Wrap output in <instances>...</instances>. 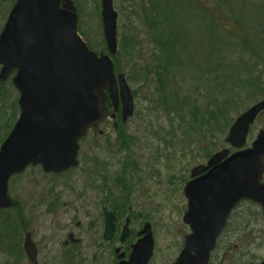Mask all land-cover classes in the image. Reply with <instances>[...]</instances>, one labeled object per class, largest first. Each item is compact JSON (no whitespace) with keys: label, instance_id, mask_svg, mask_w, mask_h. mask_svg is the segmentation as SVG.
<instances>
[{"label":"rangeland","instance_id":"obj_1","mask_svg":"<svg viewBox=\"0 0 264 264\" xmlns=\"http://www.w3.org/2000/svg\"><path fill=\"white\" fill-rule=\"evenodd\" d=\"M73 1L79 15L80 34L97 51H106L101 0ZM139 1L114 0L119 14V49L122 34L132 22V28L138 31L142 39V54L148 55L151 48L147 41L148 34L140 27V19L132 13ZM14 3L15 0H0V32ZM233 3V12H241L248 40L253 41L264 55V0H233ZM234 26L232 20L226 24L228 29ZM226 39L225 34L220 36L219 56L244 62V76L252 77L259 73L264 82V57L252 55L236 40L235 45L226 46ZM120 57H123V53ZM255 59L261 62L259 69L251 65ZM121 66L127 69L129 63L121 58ZM125 71L120 72L126 74ZM201 71L205 73L204 83L198 79L192 81L191 78H187L184 83L187 90L197 93L195 97L201 106L209 102L210 97L214 98L215 93H219V97L231 94L227 88L215 90L211 82L215 80L212 74L216 70ZM130 72L132 79H128V82L135 93V112L121 128L125 142L120 136V126L114 127L113 121L108 119L100 127L102 133L101 130H92L81 142L80 164L77 167L62 174H54L46 173L41 166H31L11 180L9 193L16 200L17 207L5 213L16 220L14 226L8 229L15 232L18 227L16 239L22 235L23 240L25 232L18 220L21 218L26 222L34 241L43 251L41 264H64L63 253L70 247H75L70 251L72 256H69L74 263L68 261L65 264H89L92 261L96 264H111L116 257L115 248L121 246L122 251L127 252L129 245L136 240L135 233L148 221L152 224L155 238L151 264H171L184 246L185 236L190 232V227L183 221L188 208L183 193L186 180L190 178L194 166L207 162L206 153L229 147L225 140L227 135L223 137L204 130L209 134L201 138L199 127L186 123V127L190 128L185 129L175 110L167 107L162 95L156 90L153 74L145 81L138 78L134 70ZM18 97L11 80L0 84V143L18 118ZM215 100L210 101V104H214ZM186 119H189L187 113ZM261 128H264V116L259 117L251 127L248 145ZM132 163H135L134 171ZM124 167L128 170L125 177H128L132 188L126 196L129 199L127 208L119 216L120 233L126 217L130 216L133 235L124 242L115 237L111 240L112 245H106L110 241L103 239L102 208L108 204L105 199L107 191L102 189V179L105 176L109 179L122 176ZM115 194L118 195V191ZM243 209L245 213L246 207L243 206ZM231 232L222 236L211 258L213 264H229L234 252L248 249L246 243L255 237L253 252L264 257V223L254 222L244 232L243 229L237 234ZM5 243L3 238L0 243V264H5L6 259L13 264H31L26 255L21 258L20 249L16 250L19 255L7 256Z\"/></svg>","mask_w":264,"mask_h":264},{"label":"water","instance_id":"obj_2","mask_svg":"<svg viewBox=\"0 0 264 264\" xmlns=\"http://www.w3.org/2000/svg\"><path fill=\"white\" fill-rule=\"evenodd\" d=\"M101 6L108 53L100 54L90 50L79 34L72 0H16L8 16L0 34V80L16 72L12 81L19 92L20 114L0 145V209L13 206L10 178L30 165H41L47 173L78 165L80 140L107 113L106 89L115 111L121 104L124 123L134 114L132 89L124 73L116 75L111 57L118 50V12L114 0H101ZM262 111L264 98L230 127L227 141L235 152L221 149L207 164L192 169V179L184 188L188 209L183 218L191 233L173 264H210L218 237L240 201L258 203L264 215V129L250 147L241 149ZM104 214V238L108 240L115 233V215L107 208ZM129 234L125 225L121 241ZM139 235L143 236L132 246L129 259L119 264H148L154 251L149 222ZM24 248L37 264L31 233H27Z\"/></svg>","mask_w":264,"mask_h":264},{"label":"trees","instance_id":"obj_3","mask_svg":"<svg viewBox=\"0 0 264 264\" xmlns=\"http://www.w3.org/2000/svg\"><path fill=\"white\" fill-rule=\"evenodd\" d=\"M136 6L133 7L132 13L140 19V27L148 34L147 41L151 48L148 55L142 54L144 47L142 39L138 31L132 28L131 22L128 30L122 34L120 49L114 55L115 69L118 72L128 70L129 72H125L130 80L132 79L130 70H134L138 78L145 81L153 74L156 90L162 95L167 107L175 110L185 129L190 128L186 127L188 123L199 127L201 138L209 134L204 130L224 137L235 117L264 96L261 74L245 77L244 62L218 54L220 36L225 34L226 46L235 45L236 40L252 55L264 57L258 46L248 40L241 12H233V0H140ZM230 20L235 24L232 29L226 27ZM87 43L91 49H95L88 41ZM262 43L264 44V41ZM122 53L123 57H120ZM121 58L129 63L127 69L122 68ZM260 63L255 59L251 65L259 69ZM201 70L207 72L216 70L212 74L215 80L211 82L215 90L227 88L231 90V94L219 97V93H215L214 98L210 97L209 102L201 106L195 97L198 96L197 93L187 90L184 84L187 78H191L192 81L198 79L204 83L205 73ZM213 100L214 104H210ZM186 113L189 119L185 120ZM120 136H124L123 132ZM122 139L125 142V136ZM211 153V151L206 153V157L209 158ZM125 169L124 167L123 176L116 178L122 191L121 196H125L124 192L130 191ZM126 201L127 199H121L114 202L112 209L118 216L124 213ZM243 206L246 207L245 213ZM16 207L15 200L11 209H0V243L2 244L4 238L6 249L11 253L17 249L22 250L20 244L22 235L16 239L18 227L15 232L8 229L9 226H14L16 220L12 219L10 214L5 215ZM247 213L250 216H245ZM18 222L24 232L29 229L23 219L20 218ZM254 222L264 223L261 207L249 200L242 201L232 212L222 236L229 231L237 234L243 229L244 232ZM255 242L256 237L246 243L248 249L243 252L240 250L239 253L234 252L229 264H258L261 257L252 249Z\"/></svg>","mask_w":264,"mask_h":264},{"label":"flooded vegetation","instance_id":"obj_4","mask_svg":"<svg viewBox=\"0 0 264 264\" xmlns=\"http://www.w3.org/2000/svg\"><path fill=\"white\" fill-rule=\"evenodd\" d=\"M0 70H1V67H0ZM11 78V77H10ZM106 101H107V106H108V112H107V115L101 120V121H99V123L96 125V127H93V129L94 130H101L102 132H103V130L102 129H100V127H101V125L104 123V122H106L108 119L110 120V121H114V124L116 125V124H118V119H119V115H118V113L115 115V117H113L112 116V112H111V110H110V102H109V94H108V92H106ZM109 102V103H108ZM134 170H136V168L134 167V166H132V171H134ZM132 176V175H131ZM133 177V176H132ZM187 181V180H186ZM132 188V187H131ZM102 189L104 190L105 189V186H102ZM123 200V199H126L125 198V196H123V197H119V196H116L115 194H114V192H113V190H110L109 192H107L106 193V203L108 204L107 206H103V208H102V216H103V222H104V226H105V220H104V208L105 207H107L108 209L110 208V209H112L113 208V205H114V202L116 201V200H121V199ZM129 200V199H128ZM109 209V210H110ZM112 211V210H111ZM113 213H115L114 211H112ZM115 215H116V221H115V223H116V232H115V234H114V236H113V238L112 239H110L109 241V243H105L106 245L107 244H109V245H112L111 244V240H113L115 237H120V233H118V230L120 229V226H119V217H118V214H116L115 213ZM126 219H130V221L129 222H131V217L130 216H127L126 217ZM139 231V230H138ZM138 231L136 232V235L138 234ZM131 232H132V230H131ZM133 235V234H132ZM131 235V236H132ZM139 238V236L137 235V238L136 239H138ZM103 239H104V235H103ZM35 245H36V248H37V257H38V263L37 264H41V261H40V257H41V255H42V253H43V251L41 250V246L40 245H38L36 242H35ZM118 247V246H117ZM117 247L115 248V254H116V257H115V259H113V261H112V263L111 264H118V262H119V260H118V258H117V252H116V249H117ZM131 247H132V244H130L129 245V247H128V250H127V252H125L126 254H125V258H127L128 256H129V254H130V252H131ZM75 247H70V249H67L64 253H63V258H64V261L65 262H63L64 264L65 263H69L68 261H71L72 263H74V261L72 260V257H69V256H72V254H71V250H73ZM19 250V249H18ZM113 251H114V249H113ZM5 252H6V254H7V256L8 255H13V256H17V255H19V254H17V253H14V254H12L11 252H8V250L7 249H5ZM22 255V259H23V254H21ZM6 262H5V264H13V263H10V262H7V259L5 260ZM17 263V262H16ZM43 263V262H42ZM45 264H46V262H45ZM89 264H96V262L95 261H92V263H89ZM149 264H151V263H149Z\"/></svg>","mask_w":264,"mask_h":264}]
</instances>
